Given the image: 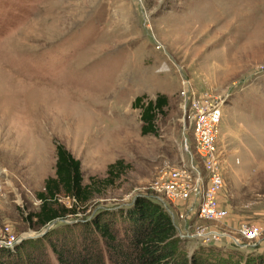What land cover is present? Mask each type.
<instances>
[{
  "label": "rangeland",
  "instance_id": "1",
  "mask_svg": "<svg viewBox=\"0 0 264 264\" xmlns=\"http://www.w3.org/2000/svg\"><path fill=\"white\" fill-rule=\"evenodd\" d=\"M183 78L225 99L228 215L219 221L179 218L185 209L151 188L163 168L199 163L183 121ZM159 93L169 98L166 113L158 134L143 135L133 101ZM57 143L81 160L85 184L118 159L128 166L52 230L144 195L176 216L186 252L206 245L236 259L264 254V0H0V246L42 249L54 264L45 234L31 237L44 227L26 218L55 175ZM245 224L261 226V238L247 243Z\"/></svg>",
  "mask_w": 264,
  "mask_h": 264
},
{
  "label": "trees",
  "instance_id": "2",
  "mask_svg": "<svg viewBox=\"0 0 264 264\" xmlns=\"http://www.w3.org/2000/svg\"><path fill=\"white\" fill-rule=\"evenodd\" d=\"M144 98L145 95L137 96L133 101V107L142 110V134H158L157 117L166 113L169 98L164 93L155 99ZM56 148L55 175L49 176L44 190L37 193L41 201L39 210L26 218L44 228L55 220L76 215L79 207L80 210L88 207L95 194L111 186L128 166L118 159L109 165L105 178L92 176L90 183L85 184L81 160L61 143ZM62 196L74 198L73 207H67ZM59 229H50L43 239L58 264H264L263 253L236 259L237 254L232 258L219 249L218 253H212L206 245L191 253L184 251L172 215L160 201L144 195L127 206L101 209L90 218L78 219ZM20 247L15 251L0 246V264H54L47 260L42 249Z\"/></svg>",
  "mask_w": 264,
  "mask_h": 264
},
{
  "label": "built area",
  "instance_id": "3",
  "mask_svg": "<svg viewBox=\"0 0 264 264\" xmlns=\"http://www.w3.org/2000/svg\"><path fill=\"white\" fill-rule=\"evenodd\" d=\"M180 92L183 121L185 127L193 130L199 163L192 161L163 168L151 188L161 201L167 199L176 207L185 209L178 213L179 218L188 217L192 212L202 219L219 221L228 215V208L222 202L225 153L219 140L225 99L206 91L201 93L188 78L182 79ZM175 217L173 215L176 224ZM241 234L247 239V243H253L261 238L263 228L255 224H245L241 228ZM202 237L205 242L211 238Z\"/></svg>",
  "mask_w": 264,
  "mask_h": 264
},
{
  "label": "water",
  "instance_id": "4",
  "mask_svg": "<svg viewBox=\"0 0 264 264\" xmlns=\"http://www.w3.org/2000/svg\"><path fill=\"white\" fill-rule=\"evenodd\" d=\"M61 221H66V220H61ZM58 222V220L53 221L52 223H50L47 227L44 228V230L36 235H33L31 237H38V236H42L44 234H46L56 223ZM30 236V235H29ZM240 247L245 248V247H249L250 244H239Z\"/></svg>",
  "mask_w": 264,
  "mask_h": 264
},
{
  "label": "bare ground",
  "instance_id": "5",
  "mask_svg": "<svg viewBox=\"0 0 264 264\" xmlns=\"http://www.w3.org/2000/svg\"><path fill=\"white\" fill-rule=\"evenodd\" d=\"M200 235H203V236H205L206 234L200 233Z\"/></svg>",
  "mask_w": 264,
  "mask_h": 264
}]
</instances>
